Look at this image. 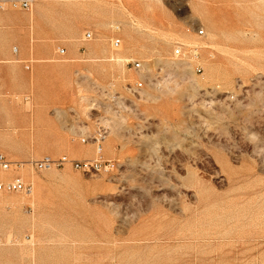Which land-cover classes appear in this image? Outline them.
<instances>
[{
  "label": "rangeland",
  "instance_id": "1",
  "mask_svg": "<svg viewBox=\"0 0 264 264\" xmlns=\"http://www.w3.org/2000/svg\"><path fill=\"white\" fill-rule=\"evenodd\" d=\"M0 156V264H264V0L0 11Z\"/></svg>",
  "mask_w": 264,
  "mask_h": 264
},
{
  "label": "built area",
  "instance_id": "2",
  "mask_svg": "<svg viewBox=\"0 0 264 264\" xmlns=\"http://www.w3.org/2000/svg\"><path fill=\"white\" fill-rule=\"evenodd\" d=\"M117 1V0H113ZM35 3V0H0V11L5 12L8 10H14V11H30L33 8V5ZM119 30V29H118ZM199 35H204V31L201 30L199 32ZM94 35L91 32H87L84 35L85 41H91L93 40ZM121 46V39H115L113 41V47L115 49L119 48ZM18 50H15V53H17ZM181 48L178 47L176 50V54L180 55ZM59 54L63 55L64 51H60ZM135 68L139 69L140 65L137 63L135 65ZM27 69H30L29 66H27ZM201 70L198 69V72ZM100 138L102 137V134L100 133ZM103 147L101 144L97 146V156L92 161H73L69 159L68 157H62L60 159L54 160L51 158H45L41 161L35 162L32 164L33 168L36 171H47L51 170L53 168H60L66 165H71L76 171H79L83 174H92V173H101L103 171H108L111 167V163H108L104 161L103 156ZM11 164L5 159L4 156H0V169L4 172H7L10 170ZM33 187L30 184L25 183L21 179H16L12 182H6V183H0V192H6V193H17L22 194L26 196H30L32 194Z\"/></svg>",
  "mask_w": 264,
  "mask_h": 264
},
{
  "label": "bare ground",
  "instance_id": "3",
  "mask_svg": "<svg viewBox=\"0 0 264 264\" xmlns=\"http://www.w3.org/2000/svg\"><path fill=\"white\" fill-rule=\"evenodd\" d=\"M177 55V54H176Z\"/></svg>",
  "mask_w": 264,
  "mask_h": 264
}]
</instances>
